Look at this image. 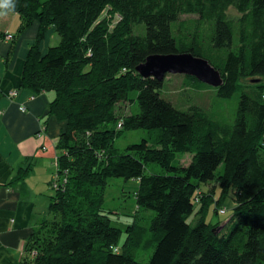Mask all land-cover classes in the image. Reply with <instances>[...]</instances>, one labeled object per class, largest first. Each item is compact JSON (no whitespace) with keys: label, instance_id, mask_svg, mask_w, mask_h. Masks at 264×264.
I'll use <instances>...</instances> for the list:
<instances>
[{"label":"trees","instance_id":"16d2710c","mask_svg":"<svg viewBox=\"0 0 264 264\" xmlns=\"http://www.w3.org/2000/svg\"><path fill=\"white\" fill-rule=\"evenodd\" d=\"M14 3L7 12L19 14V30L38 24L20 87L53 91L48 114L62 122L48 215L24 241L19 264H264V0ZM49 28L59 40L41 51ZM186 51L220 71L218 97L237 95L231 121L198 105L176 108L160 93L164 79L135 70L148 55ZM183 84L210 86L191 75ZM136 129L148 138L115 146L122 131ZM177 153H190L189 163L175 161ZM111 177L136 181L135 203L150 215L148 224H112L103 208ZM229 194L231 227L222 233L224 224L206 217L212 205L226 212ZM145 240L153 246L147 262L136 258Z\"/></svg>","mask_w":264,"mask_h":264},{"label":"crops","instance_id":"0c3cea01","mask_svg":"<svg viewBox=\"0 0 264 264\" xmlns=\"http://www.w3.org/2000/svg\"><path fill=\"white\" fill-rule=\"evenodd\" d=\"M20 23L16 12L0 14V264L22 261L24 241L46 217L62 128V122L48 114L53 91L34 93L20 87L24 61L38 30L36 22L19 30ZM54 32L46 31L41 51L56 40ZM12 89H18L14 99L9 97ZM24 168L28 172L16 179Z\"/></svg>","mask_w":264,"mask_h":264},{"label":"rangeland","instance_id":"374dc122","mask_svg":"<svg viewBox=\"0 0 264 264\" xmlns=\"http://www.w3.org/2000/svg\"><path fill=\"white\" fill-rule=\"evenodd\" d=\"M228 14L232 17H237L238 12L233 8H229ZM103 20L108 19L110 13L102 12L100 15ZM115 17L118 18L115 23L121 17H118L117 13ZM192 17L191 15H184L182 18ZM194 17V15H193ZM101 19V20H102ZM97 22V21H96ZM98 21L97 23H99ZM115 23L110 25L109 29H113ZM140 26L135 28V32H139ZM56 40L52 39L51 43L48 46L55 45L59 36L56 32ZM91 52L89 51V55ZM11 91V90H10ZM161 95L170 100L174 106L181 110H187L191 105L201 106L210 114L215 116L220 115L225 120H232L236 107H237V95L231 99H221L216 94V89L213 86H206L202 89H194L193 87L186 86L183 84V75L182 74H166L164 77L162 87L160 88ZM128 103H123L120 106V111L125 113L128 111ZM149 134L147 130L136 129V130H124L121 134L115 139V146L123 149L127 145L132 143H137L142 140V138H148ZM191 159L190 153H177L176 160H179L181 164L186 165ZM151 169H158V166L155 163H150L148 166ZM221 170V166L218 168ZM137 183L134 179L125 181L121 177H111L108 179V185L104 194L103 208L105 210H111V219L112 224L117 227L125 228L126 224L129 223H140L141 225L148 224L150 220V215L147 211L138 208L134 199V190L136 189ZM206 185H202L203 189H206ZM200 192V191H199ZM219 194L217 190L216 195ZM205 199V198H203ZM201 203V195L197 199V204ZM235 201L232 198L231 194L225 199L223 206L226 208L225 213H215L214 205H212L207 213L206 220L212 223L219 222L224 224L222 233H227L230 230L231 223L228 222L232 215V208L234 207ZM198 205L196 207H198ZM48 215V213H47ZM195 214L189 216L188 221L191 224L195 223ZM218 229V228H217ZM216 229V230H217ZM125 233H123V240L125 238ZM147 246V247H145ZM145 246L140 247L139 251L136 254V258L140 261L147 262L150 258V255L153 251V246H148V241L145 240Z\"/></svg>","mask_w":264,"mask_h":264},{"label":"water","instance_id":"95a60500","mask_svg":"<svg viewBox=\"0 0 264 264\" xmlns=\"http://www.w3.org/2000/svg\"><path fill=\"white\" fill-rule=\"evenodd\" d=\"M135 70L143 77H154L162 81L166 74L191 75L213 87L222 84L220 71L205 58L191 52L151 54L139 63ZM254 81H258L255 79Z\"/></svg>","mask_w":264,"mask_h":264},{"label":"clouds","instance_id":"9594fccd","mask_svg":"<svg viewBox=\"0 0 264 264\" xmlns=\"http://www.w3.org/2000/svg\"><path fill=\"white\" fill-rule=\"evenodd\" d=\"M15 8L14 0H0V14H4V12L10 11Z\"/></svg>","mask_w":264,"mask_h":264},{"label":"built area","instance_id":"2783aa9c","mask_svg":"<svg viewBox=\"0 0 264 264\" xmlns=\"http://www.w3.org/2000/svg\"><path fill=\"white\" fill-rule=\"evenodd\" d=\"M13 35L12 34H6V39H12ZM18 95V89H12L11 91H9V97L11 99H14L16 98V96ZM20 110L21 111H24L25 108L23 106H20ZM117 127H121V123H118L117 124ZM263 144H264V140H263ZM221 213H224L225 211L224 210H220Z\"/></svg>","mask_w":264,"mask_h":264}]
</instances>
